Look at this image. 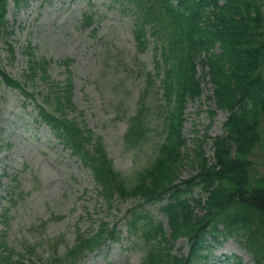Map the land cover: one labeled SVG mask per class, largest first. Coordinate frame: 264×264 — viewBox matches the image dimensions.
Wrapping results in <instances>:
<instances>
[{
	"label": "trees",
	"instance_id": "obj_1",
	"mask_svg": "<svg viewBox=\"0 0 264 264\" xmlns=\"http://www.w3.org/2000/svg\"><path fill=\"white\" fill-rule=\"evenodd\" d=\"M122 1L134 17L137 50L146 51L152 44L154 67L153 73H145L147 86L160 76L158 88L169 107L164 140L133 183L114 169L101 137L68 118L73 110L70 84L61 88L52 81L30 47L26 48L24 80L0 70L2 80L32 99L40 120L91 172L105 204L115 195L136 200L128 211L126 229L148 244L144 264H204L211 244H221L230 236L240 241L254 264H264V0ZM6 8L7 0H0V36L9 34ZM91 23L85 17L84 24ZM198 64L204 69L201 75ZM202 78H208L212 86L207 99L227 117L223 134L211 139L212 161L201 153L199 144L194 150L196 175L179 180L177 168L185 145L182 111L189 100L202 94ZM30 82H41L45 89L26 92ZM141 108L128 120L125 142L131 145L145 140L150 132ZM195 189L205 198L192 197ZM162 201L166 228L143 215L144 205ZM106 226L101 223L92 234L77 229L71 247L60 255L54 247L45 260L37 257L35 245H23L24 252L15 253L1 242L0 264H24L25 260L28 264H76L105 241L118 240L116 229ZM179 237L186 239V255L172 254ZM233 257L231 264H242Z\"/></svg>",
	"mask_w": 264,
	"mask_h": 264
},
{
	"label": "rangeland",
	"instance_id": "obj_2",
	"mask_svg": "<svg viewBox=\"0 0 264 264\" xmlns=\"http://www.w3.org/2000/svg\"><path fill=\"white\" fill-rule=\"evenodd\" d=\"M8 3L11 35L0 36L4 72L24 80L23 51L29 43L35 57L47 61L45 70L51 80L59 82L61 88L70 84L73 110L67 114L68 118L100 136L114 169L133 183L137 173L152 162L164 140L167 130L164 117L169 107L158 88L160 76L147 86L144 75L147 70L153 73L154 67L152 45L146 51L137 50L132 35V13L114 0H25L19 5L10 0ZM83 14L92 16L91 25L84 26ZM7 43L13 46L14 60L9 58ZM64 61L66 65L62 64ZM203 70L198 64L199 75ZM201 87L200 97L189 100L182 111L181 134L186 142L177 168L179 180L196 175L194 150L199 144L201 153L212 161L211 139L223 134L227 114L215 109L207 99L212 94L208 78H202ZM26 89L40 93L45 87L41 82H30ZM36 99L41 102L40 96ZM140 107L150 132L145 140L131 145L125 142L128 120ZM1 175L0 213L7 204L10 212L6 226L0 215V239L5 237L4 241L15 252L23 244H32L41 259L49 258L54 247L57 254H63L74 243L76 227L91 233L106 223L108 229L119 231V242L87 255L78 264H143L147 243L139 236H130L125 228L127 211L135 206L136 200L115 195L110 204H105L97 195L90 171L39 122L34 102L0 79ZM13 187L18 197L11 206ZM192 197L204 199L205 195L195 189ZM161 205L157 202L146 207L149 212L143 215L166 226L159 210ZM173 243L172 254L186 253L185 238L179 237ZM211 245L206 264L231 263L233 255L242 264H254L235 236ZM225 257L230 259L226 262Z\"/></svg>",
	"mask_w": 264,
	"mask_h": 264
}]
</instances>
